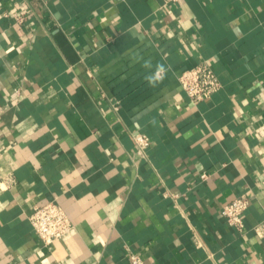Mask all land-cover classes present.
Masks as SVG:
<instances>
[{
	"label": "crops",
	"instance_id": "0c3cea01",
	"mask_svg": "<svg viewBox=\"0 0 264 264\" xmlns=\"http://www.w3.org/2000/svg\"><path fill=\"white\" fill-rule=\"evenodd\" d=\"M204 61L222 87L195 103ZM0 174V264H264V0H0ZM52 201L74 228L46 246Z\"/></svg>",
	"mask_w": 264,
	"mask_h": 264
},
{
	"label": "built area",
	"instance_id": "2783aa9c",
	"mask_svg": "<svg viewBox=\"0 0 264 264\" xmlns=\"http://www.w3.org/2000/svg\"><path fill=\"white\" fill-rule=\"evenodd\" d=\"M178 1L165 0L166 3ZM24 19L22 15H15V20L19 23H22ZM179 81L185 94L195 103L210 99L222 87L216 71L206 61L201 62L195 68L184 70L180 74ZM132 137L138 147V153L143 154L150 146L151 140L149 136L143 133H133ZM206 178L207 174H203L202 179ZM12 182L11 177L0 174L1 189L7 190ZM249 206L250 199L245 195H241L223 207L222 215L230 227L243 232L245 230L244 217ZM29 221L38 238L46 246L63 239L74 228L70 216L56 201L42 206H35ZM254 231L257 236L264 238V221L256 225ZM130 261L131 264H146L142 257L135 252L130 253Z\"/></svg>",
	"mask_w": 264,
	"mask_h": 264
},
{
	"label": "clouds",
	"instance_id": "9594fccd",
	"mask_svg": "<svg viewBox=\"0 0 264 264\" xmlns=\"http://www.w3.org/2000/svg\"><path fill=\"white\" fill-rule=\"evenodd\" d=\"M145 69H152V63L150 60L145 61L143 64ZM167 72V69L162 64H157L155 70L149 72L145 75V80L148 82L150 87H155L158 82H161L164 79V74Z\"/></svg>",
	"mask_w": 264,
	"mask_h": 264
}]
</instances>
